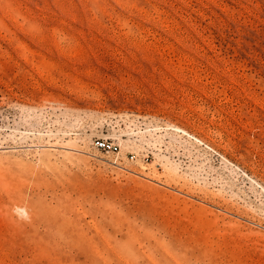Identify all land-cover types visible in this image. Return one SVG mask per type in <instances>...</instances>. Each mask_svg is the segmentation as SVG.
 <instances>
[{"label": "rangeland", "instance_id": "374dc122", "mask_svg": "<svg viewBox=\"0 0 264 264\" xmlns=\"http://www.w3.org/2000/svg\"><path fill=\"white\" fill-rule=\"evenodd\" d=\"M0 264H264V0H0Z\"/></svg>", "mask_w": 264, "mask_h": 264}, {"label": "built area", "instance_id": "2783aa9c", "mask_svg": "<svg viewBox=\"0 0 264 264\" xmlns=\"http://www.w3.org/2000/svg\"><path fill=\"white\" fill-rule=\"evenodd\" d=\"M92 146L97 150H102L104 152L116 153L118 152L119 147L109 140L105 139H95L92 142Z\"/></svg>", "mask_w": 264, "mask_h": 264}]
</instances>
